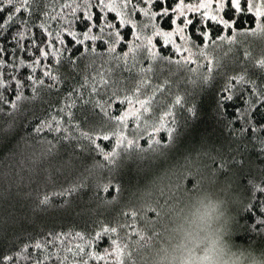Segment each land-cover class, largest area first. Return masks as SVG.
<instances>
[{"label": "trees", "instance_id": "trees-1", "mask_svg": "<svg viewBox=\"0 0 264 264\" xmlns=\"http://www.w3.org/2000/svg\"><path fill=\"white\" fill-rule=\"evenodd\" d=\"M113 2L130 23L120 27L116 11L101 0H0V21L9 12L14 21L0 29V264H112L107 253L120 238L127 245L123 264H152L168 209L202 182L230 187L238 198L235 240L264 248V194L254 191L264 187V33L253 34L254 15H232L226 7L218 15L233 26L224 28L204 19V9L188 11L202 0H183L184 16L173 11L180 0H131L127 7L125 0H103ZM101 17L115 29L101 32ZM185 17L192 20L186 39L173 36L180 53L152 36L153 25L173 31ZM89 27L95 41L83 38ZM113 31L123 41L109 52ZM149 36L156 59L143 47L130 51L129 44ZM139 100L150 101L149 112L141 109L139 121L129 116L126 128L118 126L114 118L139 108ZM166 112L172 138L166 130L150 135ZM117 131L134 141L127 152L116 147ZM153 140L160 141L158 151ZM113 151L120 155L110 162L104 154ZM45 196L47 206L40 203ZM104 227H116L118 235L96 239Z\"/></svg>", "mask_w": 264, "mask_h": 264}, {"label": "clouds", "instance_id": "clouds-1", "mask_svg": "<svg viewBox=\"0 0 264 264\" xmlns=\"http://www.w3.org/2000/svg\"><path fill=\"white\" fill-rule=\"evenodd\" d=\"M238 198L229 186L202 182L168 209L152 264H264V248L235 240Z\"/></svg>", "mask_w": 264, "mask_h": 264}, {"label": "snow or ice", "instance_id": "snow-or-ice-1", "mask_svg": "<svg viewBox=\"0 0 264 264\" xmlns=\"http://www.w3.org/2000/svg\"><path fill=\"white\" fill-rule=\"evenodd\" d=\"M21 3H23L24 5L28 4V0H21ZM101 3L103 5L104 8H106L109 12L111 11H116V15L117 17H119V25L120 27H123L124 25L130 23V21L128 19L125 18L124 14L122 12L119 11L118 6L113 2V3H107L104 4L103 0H101ZM131 3V0H125L124 3V7H127L128 4ZM244 3V7L242 8V0H217V2L214 5V14L212 12L213 9V4H212V0H202V2H200L197 5H187V9L188 11H199L201 9H204L206 11L203 12L202 16L204 19H209L217 24H222L224 26V28H231L233 25L229 23L228 19H223L221 17H219V13L223 12L225 10V8H228V11L230 14L235 15V14H240V13H252L256 19L257 22V28H256V33H264V23H261V19L264 18V6H261V4H257L254 3V0H243ZM9 4H12V0H9ZM14 7V6H13ZM184 2L183 0H180V3L177 4V6L173 9L174 12H178L180 16H184ZM4 9L0 8V12H3ZM14 11L15 12H20L21 9L20 8H15L14 7ZM145 15H148V12H145ZM156 13H152L151 15V19H155L156 18ZM162 16H167L168 15V10L167 8L164 9L163 13L161 14ZM85 19L91 21L92 20V16L91 13H85ZM106 20L105 17H101V27H100V31L104 32L105 28H113L115 29L116 25L112 24L111 22H104ZM13 18H12V14L11 12H9V14L7 15L6 19L4 21H0V29H5L6 25H11L13 23ZM171 23L173 25L176 24V20H172ZM183 27H177L175 28L173 31H162L159 26L157 25H153V34L152 36H158L161 37L163 40V44L164 45H169L171 44L173 46V48L175 49V51L177 53H180L181 51V47L179 45H176L175 41L173 40V36L174 35H179L181 37V39H186L183 36V32L184 30L188 27V25L192 24V20L187 19L185 17V19L182 21ZM92 27H96L95 24L92 25ZM92 27L88 28V31H86L83 34V38L84 40H93L95 41L96 39H98L99 37L97 36H93L91 34L92 32ZM134 31H133V37L134 40H140L141 39V35L140 32L135 31L136 25L133 24L132 25ZM142 31V29H141ZM244 33H241V35H243ZM69 35L72 36V38L74 40H77V34L74 32H70ZM109 36H113V42L109 45V52H115V48L116 45L120 44L123 41V36L120 34L119 31H113V32H109L108 33ZM152 36L149 37H145L144 41H142V43L140 45H133V44H129V49L130 51H136L137 48H146L148 53L151 55V57L153 59H156L158 56V53L155 51V47L156 45L153 44L152 41ZM208 39L207 33H205V40ZM220 39H224V37H220ZM83 41L81 40H77V43H82ZM232 40H229V43H232ZM61 43H63L61 41ZM0 51H2V49H0ZM184 51L190 52V49L188 48H184ZM201 55H203V52L201 51L200 53ZM42 56H47V53L45 52H41ZM127 55V54H125ZM161 59H163V57H160ZM192 62L190 59L185 60V63H190ZM35 63L38 65L39 61H35ZM177 63H180V61H177ZM209 63H211V61H209ZM261 66L264 67V61H261ZM29 67H31V65H29ZM209 71H211V69H209ZM46 76H49L51 79L55 80L57 79L55 76H52L50 72H45L44 73ZM29 79H31V77H29ZM207 79V78H205ZM239 82H243L244 81V77L241 76L238 78ZM39 83H43V81H39ZM103 83H107L106 80L103 81ZM3 84L2 82H0V87H2ZM17 87H20V85L18 84ZM95 90V89H94ZM231 96H228L227 99H231ZM0 99H2V96H0ZM17 99H20V95L19 93L17 94ZM127 100V103L129 105H133V100L132 97H126L125 98ZM123 103V101H122ZM139 108H135V107H130L128 109V111H126L124 113V115L120 116V117H116L114 118L115 121L117 122V125H122L123 127H127V120L129 118V116L134 117L137 121L140 120L141 118V109L143 110L144 113H148L149 112V106H150V101L147 100H139ZM176 105H180L182 103V100L180 97H177L176 101H175ZM13 108L16 107L15 104L12 105ZM189 111H193L192 109H189ZM107 114V113H105ZM172 115L171 112H166L164 115L158 117L159 120V124H153V133H151L150 135L154 134V133H158L161 130H166L168 133L169 138H172L173 136V128L172 127H168L167 124V120L168 117H170ZM139 127V125H137ZM59 130V129H57ZM84 137L86 139H89L92 143H95V139H93V137L88 136L87 133L83 134ZM113 136H115L116 138V147L117 148H124V150L127 152L129 149H131L134 146V141L133 140H129L127 139L126 136H124L122 134V132H114L112 133ZM99 138V137H97ZM110 138L109 135H104L103 139L104 140H108ZM125 141H127L126 145H125ZM160 141L159 140H153L152 144L150 145L151 148H153V151H158L160 148ZM102 151V150H101ZM262 152H264V149H261ZM105 159L109 160L110 162L112 161V157H116L119 156L120 153L113 151L111 153H105ZM235 162V161H233ZM224 164L227 165V161H224ZM75 188L73 189H69L68 191H74ZM107 190V189H105ZM254 191L260 193V194H264V187H255ZM40 203L42 205H49L50 204V198L48 196H45L43 200L40 201ZM261 209L264 210V204H261ZM127 215V214H126ZM133 218H135V213L132 214ZM261 225H264V219H262L260 221ZM121 227H123V225H121ZM109 235V236H117L118 235V229L116 227H112V228H108V227H104L102 229V232H99L96 234V239H99L101 235ZM80 235V234H77ZM81 239H83V237H80ZM123 238L120 239H112L111 240V244H112V251L110 253H107V255H112L115 257V260L112 262V264H123V258L126 255V248L127 245L125 243L122 242ZM141 239H143V237H141ZM37 248L40 247L39 244L36 245ZM81 252H83V248L80 249ZM107 255L105 256H101L98 254H89L90 258L92 259H96V260H106ZM13 259L12 257H4V260H11ZM85 264H87V262L85 261Z\"/></svg>", "mask_w": 264, "mask_h": 264}]
</instances>
